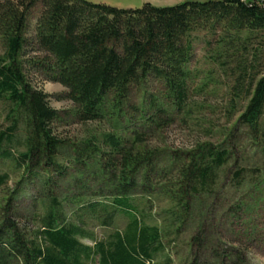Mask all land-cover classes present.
Segmentation results:
<instances>
[{
	"label": "trees",
	"instance_id": "obj_1",
	"mask_svg": "<svg viewBox=\"0 0 264 264\" xmlns=\"http://www.w3.org/2000/svg\"><path fill=\"white\" fill-rule=\"evenodd\" d=\"M201 37L238 94L247 89L239 122L262 153L258 166L242 151L241 131L188 150L153 141L155 130L170 127L191 105ZM0 43V101L17 115L0 134V161L12 160L20 171L0 216V264H153L166 256L171 238L188 233V264H249L247 251L264 235V0L138 9L0 0ZM31 72L67 90L78 123L108 121L120 130L78 143L64 139L56 129L60 112L33 86ZM19 121L27 150L15 155L5 144L15 139ZM9 179L0 171V188ZM226 180L228 193L220 197ZM29 185L26 217L14 202ZM231 191L235 203H228ZM148 202L152 210L155 202L167 205L160 226L146 222L141 204ZM120 215L125 229L97 241L93 229L112 227Z\"/></svg>",
	"mask_w": 264,
	"mask_h": 264
},
{
	"label": "rangeland",
	"instance_id": "obj_2",
	"mask_svg": "<svg viewBox=\"0 0 264 264\" xmlns=\"http://www.w3.org/2000/svg\"><path fill=\"white\" fill-rule=\"evenodd\" d=\"M95 4H106L109 6L121 9H138L142 8L146 3H150L156 7L174 6L187 1L206 2L209 0H87ZM40 7H38L30 21V32H33L35 25V17L37 16ZM196 59L193 64V71L200 74V79L195 84V94L192 98L191 105L183 114H178L175 117L174 123L166 129L155 130L153 141L156 146H164L171 150L184 149L188 150L193 144L198 142L210 141L221 142L228 133L231 131H241V141L244 142L242 151H246L249 156V165L258 166L261 163L263 156L260 150L254 148L252 140L242 135L243 131H249L240 122L239 118L245 110L249 101L247 98L248 92L244 88L243 92L238 94L235 89L233 78L224 74L220 63L213 62L210 57H213V52L206 46L203 37L197 39L194 44ZM3 46L0 43V57L3 55ZM230 67V66H229ZM232 69V68H231ZM29 79L35 88H38L49 95L50 106L60 112V119L56 125V129L62 134L64 139L70 142H82L93 134H102L103 131H117L119 125H114L112 122L102 123H78L74 115V106L67 100V90L59 83H54L44 80L42 76L37 73L31 72ZM13 111L12 105L6 101H0V134L7 131L17 115ZM21 120V119H20ZM262 131H264V115L261 119ZM18 132L12 143H6L5 147L12 151L15 155L23 153L27 150L26 139L27 129L23 121H19ZM120 130V129H119ZM69 155L72 149L65 150ZM15 164L12 160L0 161V171L10 175L7 186L0 188V216L5 217V205L7 200L12 196L11 189L14 184L20 179V171L14 169ZM225 187L219 191L220 197L228 193L229 181H225ZM64 186L61 187L63 190ZM34 192L31 185L26 186L23 198L17 200L15 203L16 212L20 215L30 216L31 207L23 205L22 202L26 201L25 196L28 193ZM235 192H229L227 198L228 203L233 198ZM242 195V193H239ZM29 195V194H28ZM8 198V199H7ZM142 213L146 215V222L152 226H160L162 224V216L160 213L164 211L167 205L162 202H155L153 210L152 205L141 204ZM127 220L123 216H118L115 224L110 228L95 227L94 233L97 241H104L112 235L116 230H124ZM221 230H227V225H223ZM85 245L93 246V241L85 239ZM209 243H214L213 238H210ZM249 257V264H264V235L260 237L259 242L254 245V248H249L247 251ZM170 256V259H169ZM190 246H189V233L182 234L179 237L171 238L170 246L166 252V256L157 258L153 264H188L190 261ZM208 261V260H206ZM207 263H210L209 261Z\"/></svg>",
	"mask_w": 264,
	"mask_h": 264
},
{
	"label": "built area",
	"instance_id": "obj_3",
	"mask_svg": "<svg viewBox=\"0 0 264 264\" xmlns=\"http://www.w3.org/2000/svg\"><path fill=\"white\" fill-rule=\"evenodd\" d=\"M242 1H247V0H242Z\"/></svg>",
	"mask_w": 264,
	"mask_h": 264
}]
</instances>
